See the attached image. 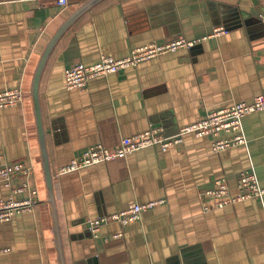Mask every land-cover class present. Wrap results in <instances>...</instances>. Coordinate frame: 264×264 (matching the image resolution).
Masks as SVG:
<instances>
[{"label":"crops","instance_id":"1","mask_svg":"<svg viewBox=\"0 0 264 264\" xmlns=\"http://www.w3.org/2000/svg\"><path fill=\"white\" fill-rule=\"evenodd\" d=\"M83 1L0 0V90L24 91L19 105L0 110V166L25 162L31 173L12 188L27 181L36 190L32 210L0 223V264H61L31 87L48 41ZM263 15L264 0H102L63 33L40 102L66 264H264V194L208 210L203 195L221 178L237 194L246 172L264 188V109L243 117L247 143L224 151L212 149L214 137L188 133L167 150L147 146L57 174L92 146L114 149L152 126L171 137L211 110L263 95ZM180 38L195 43L66 87L76 64ZM12 188L0 179V199L31 197ZM154 201L138 221L109 222L97 236L90 228V219Z\"/></svg>","mask_w":264,"mask_h":264},{"label":"built area","instance_id":"2","mask_svg":"<svg viewBox=\"0 0 264 264\" xmlns=\"http://www.w3.org/2000/svg\"><path fill=\"white\" fill-rule=\"evenodd\" d=\"M53 1L59 6H66L72 2V0ZM223 31V29H218L217 33ZM194 43L180 38L177 41L163 45L150 43L145 46L134 47L129 55L120 59H116L110 55H102L95 63H79L66 69V87L68 89H84L92 79L116 73L128 67L137 66L140 62L151 59L159 54L176 50L181 46L193 45ZM23 99L24 91L18 87L2 89L0 90V110L5 107L19 105ZM263 109L264 94L255 97L252 102L235 103L221 109L211 110L204 118L180 128L179 132L171 137L164 136L162 128L152 126L142 133L125 137L120 146L114 149L107 148L101 144L90 147L80 156L72 159L70 163L57 169V174L61 175L93 164L124 158L130 153L147 146L159 145L163 150H167L172 145L181 143L184 136L188 133H192L197 137L204 135L212 136L214 137L212 149L215 152L224 151L230 147L247 143L242 119L249 113ZM222 131L232 133V135L225 139L218 138L217 136ZM30 173L31 168L22 161L0 166V179L7 187L11 188L12 181L16 177H27ZM237 188V194H232L225 178L216 180L212 188L203 192L204 196L213 201L212 205L206 206L205 209L222 208L241 200L264 194V188L259 185L254 172L242 173L237 181ZM12 191L15 194L29 192L31 197L22 200L0 199V223L9 221L16 213L32 210L36 202L33 199L36 190L30 189L27 181H24L18 187L12 188ZM157 203V201L144 204L132 203L126 209L96 219H90L88 222L93 234L97 236L103 225L109 222L125 225L138 221L144 210L153 207ZM120 236V234H115L113 237L117 238Z\"/></svg>","mask_w":264,"mask_h":264},{"label":"water","instance_id":"3","mask_svg":"<svg viewBox=\"0 0 264 264\" xmlns=\"http://www.w3.org/2000/svg\"><path fill=\"white\" fill-rule=\"evenodd\" d=\"M102 0H84L68 17L66 21H64L59 28L57 29L56 33L50 38L48 41L44 52L42 54V57L37 65V69L34 73L33 80H32V87H31V93L35 99V117H36V123L38 128V134L40 137V145L42 150V155L44 159V176L46 185L49 189V203L52 206L53 215H54V231L56 235V247L59 253V258L61 261V264L65 263V258L63 254V245H62V238L60 234V229L57 221V210H56V204H55V196L53 191L54 186V176L52 173V168L50 165V159L47 152V146H46V136H45V130L43 126V114H42V107L40 102V80L41 76L43 74L46 62L48 61V58L55 46V44L58 42V40L61 38L63 33L75 23V21L82 16L85 12L90 10L92 7H94L96 4L101 2Z\"/></svg>","mask_w":264,"mask_h":264}]
</instances>
